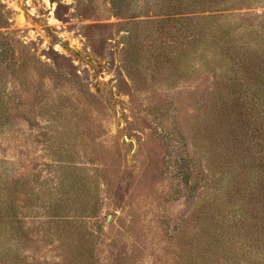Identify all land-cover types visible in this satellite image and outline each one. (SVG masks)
Masks as SVG:
<instances>
[{"label":"rangeland","instance_id":"rangeland-1","mask_svg":"<svg viewBox=\"0 0 264 264\" xmlns=\"http://www.w3.org/2000/svg\"><path fill=\"white\" fill-rule=\"evenodd\" d=\"M262 62L264 0H0V261L264 264L220 132Z\"/></svg>","mask_w":264,"mask_h":264},{"label":"trees","instance_id":"trees-1","mask_svg":"<svg viewBox=\"0 0 264 264\" xmlns=\"http://www.w3.org/2000/svg\"><path fill=\"white\" fill-rule=\"evenodd\" d=\"M253 68L254 72L264 74V62L256 67L253 64ZM222 113L221 125H224L220 132L226 140L228 155H225L232 168L230 173H234V193L239 197L238 214L228 219L227 224L235 228L238 235L244 236L245 241L257 243L264 250V96L246 101L240 98L232 100L230 105L223 106ZM236 155L242 157V163L250 164L251 161L252 166H256L254 180L250 179L248 172L243 173L242 168L246 169L244 164L240 167L241 172H236ZM4 256L0 264H16L14 260L7 259L10 256L8 252Z\"/></svg>","mask_w":264,"mask_h":264}]
</instances>
